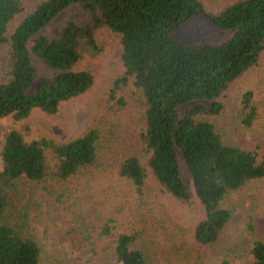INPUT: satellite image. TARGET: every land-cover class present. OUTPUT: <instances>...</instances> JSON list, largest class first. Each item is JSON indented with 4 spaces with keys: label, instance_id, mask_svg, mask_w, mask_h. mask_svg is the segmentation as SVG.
<instances>
[{
    "label": "trees",
    "instance_id": "1",
    "mask_svg": "<svg viewBox=\"0 0 264 264\" xmlns=\"http://www.w3.org/2000/svg\"><path fill=\"white\" fill-rule=\"evenodd\" d=\"M60 14L59 33L45 32ZM194 15L230 36L215 46L169 36ZM103 26L121 36L124 71L116 85L133 77L144 108L139 138L146 162L128 153L117 166L136 194V209L148 208L152 200L146 194L151 175L165 197L198 199L203 215L192 238L212 245L232 215L223 205L225 196L264 177V151L226 141L211 121L222 110L220 96L264 51V0H217L212 9L201 0H38L30 10L23 0H0V119L13 121L0 126V264H42L36 239L14 222L21 179L62 203L66 193L55 191L52 183L65 184L99 166L97 125L58 141L44 133L26 139L30 126L21 122L34 110L55 114L91 88L93 72L78 64L101 51L95 35ZM258 115L246 90L242 126L250 128ZM143 233L139 225L123 226L117 216L105 218L98 235L109 242L106 264H146L139 247ZM247 254L251 264H264V238L253 240ZM218 264L233 263L224 252Z\"/></svg>",
    "mask_w": 264,
    "mask_h": 264
},
{
    "label": "rangeland",
    "instance_id": "2",
    "mask_svg": "<svg viewBox=\"0 0 264 264\" xmlns=\"http://www.w3.org/2000/svg\"><path fill=\"white\" fill-rule=\"evenodd\" d=\"M23 1L27 10L38 2ZM201 1L208 9L217 6V0ZM63 17L60 14L54 18L45 32L57 35ZM169 36L184 43L215 46L222 44L230 32L194 15L173 28ZM95 37L101 51L78 64L93 72L91 88L83 96L63 103L55 114L34 110L21 122L30 126L26 139L44 133L58 141L67 140L94 124L102 132L98 168L82 172L65 184L52 183L55 191L66 193L62 197L69 192L62 203L25 178L19 182L14 222L36 239L41 263L106 264L109 242L98 235V227L105 218L117 216L123 226L131 223L143 228L139 247L146 256V264H218L219 255L224 252L233 264H251L247 248L253 240L264 238V177L225 196L223 205L232 208V215L212 245H198L192 238V228L203 215L198 199L165 197L151 175L146 180V194L152 200L148 208L136 209V194L129 180L118 174L117 166L128 153L138 154L142 163L146 162L139 138L144 129V108L133 77L116 85L124 71L120 34L103 26L96 30ZM246 90H251L259 113L250 128L240 122L241 96ZM219 100L222 110L211 121L222 137L242 149L262 153L264 51L258 63L231 82ZM12 122L6 116L0 119V126L7 128ZM183 175L188 177L186 170ZM76 216L80 219L78 224L74 221Z\"/></svg>",
    "mask_w": 264,
    "mask_h": 264
}]
</instances>
